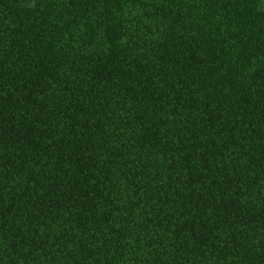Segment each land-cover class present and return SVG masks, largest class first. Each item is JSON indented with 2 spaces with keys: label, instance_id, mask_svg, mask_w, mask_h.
I'll return each mask as SVG.
<instances>
[{
  "label": "trees",
  "instance_id": "obj_1",
  "mask_svg": "<svg viewBox=\"0 0 264 264\" xmlns=\"http://www.w3.org/2000/svg\"><path fill=\"white\" fill-rule=\"evenodd\" d=\"M0 264H264V0H0Z\"/></svg>",
  "mask_w": 264,
  "mask_h": 264
}]
</instances>
